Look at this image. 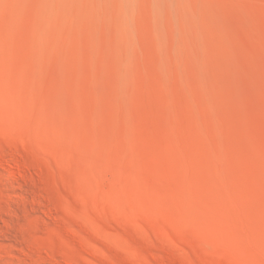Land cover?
<instances>
[{
    "label": "rangeland",
    "instance_id": "rangeland-1",
    "mask_svg": "<svg viewBox=\"0 0 264 264\" xmlns=\"http://www.w3.org/2000/svg\"><path fill=\"white\" fill-rule=\"evenodd\" d=\"M0 264H264V0H0Z\"/></svg>",
    "mask_w": 264,
    "mask_h": 264
},
{
    "label": "bare ground",
    "instance_id": "bare-ground-1",
    "mask_svg": "<svg viewBox=\"0 0 264 264\" xmlns=\"http://www.w3.org/2000/svg\"><path fill=\"white\" fill-rule=\"evenodd\" d=\"M108 240L112 242L111 238H108Z\"/></svg>",
    "mask_w": 264,
    "mask_h": 264
}]
</instances>
